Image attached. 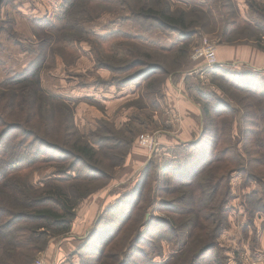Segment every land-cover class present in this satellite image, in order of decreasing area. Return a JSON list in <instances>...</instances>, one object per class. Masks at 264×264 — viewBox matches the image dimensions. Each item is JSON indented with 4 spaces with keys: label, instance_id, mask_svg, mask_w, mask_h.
Returning <instances> with one entry per match:
<instances>
[{
    "label": "rangeland",
    "instance_id": "rangeland-1",
    "mask_svg": "<svg viewBox=\"0 0 264 264\" xmlns=\"http://www.w3.org/2000/svg\"><path fill=\"white\" fill-rule=\"evenodd\" d=\"M168 1L172 8L186 12L193 8L201 9L205 13L212 12L213 17L217 18L216 9L219 5H213L212 0ZM227 1L229 12L225 13L229 16L233 14V10L234 15L245 22L254 20V15L247 5L251 0ZM252 1L257 4L264 2ZM63 3V0H0V83L15 77L30 61L38 60L37 65H40L44 55L40 76L42 86L53 92L52 94L58 93L62 97H68L63 100L73 112L74 127L79 135L96 150L116 143L118 151L124 152L125 145H130L124 163L115 165L116 160L112 163L104 162L103 166L107 167L111 179L107 182H97L95 186L98 189L96 188L95 193L78 207L73 224V234H80L78 239L70 238V233L63 238L52 239L45 251L34 256L32 264L38 257L43 258L47 264H94V258L86 256L80 248L97 216L125 193L136 189L138 191L146 183L152 191L148 200L138 204L144 208L141 223L138 226L134 222L137 211L134 208L135 212L133 210L130 217L132 224L121 227V233L116 238L120 239L118 244L122 253L115 254L113 264H121L124 259L129 264H169L173 256L183 251V246L175 244L176 240L180 239L176 238L177 234L167 229L164 221L173 219V231H181L184 233L183 240L193 243V239H197L194 227L197 225V228H209L207 223L212 221L213 210L218 202L220 206L226 207L228 214L227 227L217 240L216 247L198 261L194 260L195 254L190 250L171 264H264V218L257 214L251 224L243 210L244 195L253 192L261 197V186L255 181L245 182L244 176L237 169L230 173L227 184H220L223 176L220 170L223 169L218 167L219 165H216L218 168L209 175L210 178L208 176L201 182L197 189L196 186L193 187L196 181L191 186H181L175 181L172 172V167L176 169L183 159L180 146L198 140L203 128L209 124L208 119H202L200 116L197 104L199 102L201 107L205 103V97L220 115V118H217L216 130L219 131L224 145H214L215 149L220 150L225 146L235 156L245 157L244 150L251 149L254 140L257 141L252 135H262L264 128V112H260L264 100L257 102L248 99L247 93L242 91L231 96L220 92L218 84L211 78L210 72L213 68L207 70L201 61H193L192 50L210 42L216 43L217 52L218 49L224 52L226 47H231L234 56L243 60L219 62L220 66L216 67L232 71H252L263 79L264 53L255 49L252 42H243L241 37L237 40L232 37L221 43L219 23L216 21L217 24H213V20L202 17L205 27L195 28V34L190 36L187 42L188 57L186 60H180L176 49L181 48L182 44L175 33L163 32L156 28L149 31L135 29L128 20L130 15L127 10L113 11L115 5L108 4L104 7V14L84 25L86 32L101 36L113 32L128 33L130 37L138 35L139 38L133 39L135 44L142 46L147 52H157L166 58V76L159 73L148 74L137 81L117 87L110 72L94 68L87 43H74L72 47L68 45L70 40L77 41L78 38L66 28V19L61 9ZM144 28L148 26L144 25ZM172 45L174 50L169 51ZM70 54H74V59H71ZM59 55L66 58L65 63ZM176 59L178 61L175 62ZM204 69L206 73L204 71L203 76H200L198 71ZM154 75L160 80L165 79L161 92L157 96L145 98L148 80ZM180 90L181 93H187V98L193 101L194 106L181 101L178 95ZM259 90L264 91V86H260ZM233 96H237V99ZM239 97H246L242 104L237 103ZM179 106H186L184 108L191 114L190 119L184 121L183 113L178 112ZM246 111L257 113L256 118L241 120L240 117L247 113ZM227 120L234 122L229 129L226 128ZM12 137L19 138L20 134L15 133ZM110 137H114L116 142L106 141ZM141 137L153 138L155 147H141ZM60 156L59 153L50 152L47 157L57 161ZM143 169H148V173L141 177ZM51 171L52 169L48 168L36 172L33 182L43 179ZM76 171L87 173L81 168ZM216 187H220L218 198L211 194ZM156 191L159 194H156ZM193 191L200 199L199 217L193 213ZM225 192H228L230 198L228 203L224 198ZM130 229L133 230L131 235ZM136 231L142 236L132 245ZM109 247L103 248L102 252L105 254ZM114 252L117 253L116 250Z\"/></svg>",
    "mask_w": 264,
    "mask_h": 264
},
{
    "label": "trees",
    "instance_id": "trees-1",
    "mask_svg": "<svg viewBox=\"0 0 264 264\" xmlns=\"http://www.w3.org/2000/svg\"><path fill=\"white\" fill-rule=\"evenodd\" d=\"M63 1L61 9L66 19V28L78 38L77 41L70 40L68 45L72 47L74 43H87L94 68L110 72L117 87L137 81L148 74L159 73L166 76L164 67L166 58L157 52L145 51L142 46L133 42L134 38L124 33L113 32L101 36L86 32L84 25L104 14V7L108 4L116 6L113 11L127 10L130 15L128 20L135 29L149 31L156 28L163 32L175 33L182 44L181 48L176 49L180 54V60H186L188 57L187 42L189 37L195 34V28L205 27L202 17L213 20V24L219 23L221 43L232 37L235 40L241 37L243 42H252L255 49L264 53V2L260 4L252 0L247 2L254 20L245 22L235 16L233 10L230 16L225 13L229 12L227 0H212L213 5H219L216 9V19L212 12L205 13L201 9L193 8L186 12L183 9L172 8L168 0ZM144 25L148 28H144ZM111 40L116 41L108 43ZM170 50H174L173 45ZM162 51L166 54L164 50ZM59 56L65 63L66 58ZM70 56L74 59V54ZM41 60L40 65H37L38 60L30 62L22 73L0 83V264H32L34 256L45 251L52 239L68 235L80 204L95 193L98 189L95 186L97 182H107L111 179L107 167L103 166L104 162L112 163L116 160L115 165L124 163L130 145L127 143L126 151L120 152L114 137H110L106 141L115 143L114 145L96 150L80 136L74 127L70 106L43 88L40 76L44 55ZM210 74L223 94L231 96L242 91L247 93L248 99L257 102L264 100V91L259 90L260 86H264V79L252 71H232L214 67ZM164 81L165 79L160 80L156 75L151 76L145 98L160 94ZM221 83L223 84L220 85ZM233 97L237 99V96ZM245 98L239 97L237 103L242 104ZM204 102L201 107L199 102L197 104L200 116L202 119H208L209 124L203 128L198 140L180 146L183 159L176 169L172 167L173 176L181 186H191L196 181L193 187L196 186L197 189L199 184L218 167L223 169L220 170L223 175L220 184H227L230 173L235 169L239 170L245 182H257L263 192L261 197L253 192L243 197V210L247 221L252 224L255 215L264 218V128L262 135H252L257 141L254 140L251 149L244 150L245 157L235 156L225 146L220 150L215 149L214 145L224 143L219 131L216 130L217 118H220V115L219 111L208 103L206 97ZM227 109L229 110L228 107ZM262 111L264 112V104L260 109V112ZM246 112L240 117L241 120L256 118L257 113ZM233 123V120H227L226 128L232 127ZM15 133L20 134V137H12ZM50 152L59 153L60 159L55 161L48 158ZM48 168L52 169L51 173L33 182L36 172ZM78 168L87 173L77 172ZM147 170H142L141 177L148 173ZM151 191L147 183L143 184L138 191L136 189L125 193L114 204L101 211L84 238L86 241L80 248L81 252L94 258V264H113L115 254L122 253V248L118 244L120 239H116L121 233L120 228L126 226L125 224H132L130 217L134 208L137 210L134 222L140 225L144 208L139 205L150 198ZM219 191L220 187H216L211 194L218 198ZM192 195L193 213L198 216L201 214L200 199L195 196L194 191ZM224 198L227 203L230 201L228 192H225ZM213 211V219L207 223L209 228H197V225L194 227L197 239H193V243L185 242L184 233L181 231H173V219L164 221L167 229L177 234L176 238L180 239L176 240L175 244L183 246V251L173 256L169 264L177 262V259L182 258V255L190 250L193 255L195 254L194 260L198 261L205 253L216 247L217 240L227 227L228 211L224 205L220 206L219 202ZM132 231L129 230L130 235ZM141 236L136 231L132 245L137 243ZM106 247H109V251L104 254L102 249ZM114 250L117 253H113ZM215 262L217 263V260ZM121 264L129 263L124 259Z\"/></svg>",
    "mask_w": 264,
    "mask_h": 264
},
{
    "label": "built area",
    "instance_id": "built-area-1",
    "mask_svg": "<svg viewBox=\"0 0 264 264\" xmlns=\"http://www.w3.org/2000/svg\"><path fill=\"white\" fill-rule=\"evenodd\" d=\"M191 58L193 61H201L207 70L220 66V63L217 60V45L214 42L206 43L205 45L194 48L191 53ZM205 69L198 71L200 76H203ZM139 145L146 149H152L155 147L153 138L150 137H141L139 139ZM33 264L47 263L43 258L38 257L35 259Z\"/></svg>",
    "mask_w": 264,
    "mask_h": 264
},
{
    "label": "crops",
    "instance_id": "crops-1",
    "mask_svg": "<svg viewBox=\"0 0 264 264\" xmlns=\"http://www.w3.org/2000/svg\"><path fill=\"white\" fill-rule=\"evenodd\" d=\"M128 34V33H127ZM129 34H131V33H129ZM134 39L135 38H139L138 37V35H131ZM220 48V47H219ZM232 50H233V48H231V47H226L225 48V51L224 52H222V51H220L219 49H218V52H217V58H218V62H221V63H227V62H230V61H237V60H243V59H237L235 56H234V53L232 52ZM253 52H255V51H253ZM255 53H257V51L255 52ZM257 54H260V53H257ZM245 60V59H244ZM250 61V60H249ZM31 62V61H30ZM29 62V63H30ZM251 62H253L252 60H251ZM29 63L26 65V66H28L29 65ZM252 64V63H251ZM25 66V67H26ZM24 67V68H25ZM24 68L21 70V71H23L24 70ZM21 71L19 72V73H21ZM13 75H15V73L13 74ZM7 77L5 76V78L4 79H6ZM48 91V90H47ZM49 93H51L50 91H48ZM53 93V92H52ZM51 93V94H52ZM184 92L182 91V93H181V90L179 91V93H178V95H179V97H180V99H181V101H186L185 103H187L188 105H191V106H194V103H193V101H191V100H189L188 98H187V94L186 93H184ZM54 96H57V97H59V98H61V99H63V98H68V97H62V95H60V94H58V93H54L53 94ZM186 104V105H187ZM184 107H186V106H179V114H182L183 113V117H184V121L185 120H188V119H190V117H191V114L190 113H188L186 110V108H184ZM184 142V141H183ZM74 224V223H73ZM72 227L73 228H71V231H70V234H69V236H70V238L71 237H73V239H78V236L80 235H74L73 234V232L75 231L74 230V227H75V225H72ZM77 233H78V231H76ZM72 235V236H71Z\"/></svg>",
    "mask_w": 264,
    "mask_h": 264
}]
</instances>
